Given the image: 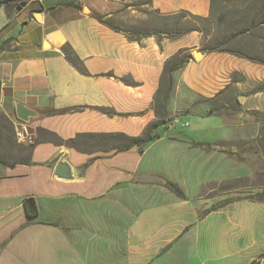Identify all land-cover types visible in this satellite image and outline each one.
<instances>
[{
	"label": "crops",
	"instance_id": "obj_1",
	"mask_svg": "<svg viewBox=\"0 0 264 264\" xmlns=\"http://www.w3.org/2000/svg\"><path fill=\"white\" fill-rule=\"evenodd\" d=\"M131 1L0 4V264H264V246L235 212L254 204L219 194L236 181L217 174L215 160L237 163L224 146L236 141L198 136L205 121L164 133L173 119L144 148L114 147L120 141L111 135L143 137L175 117L158 114L156 96L167 60L191 37L135 40L92 14L112 16L109 4ZM150 2L167 16L207 17L212 6ZM197 61L226 73L242 66L224 53ZM18 104L35 113L26 122L33 145L16 140ZM62 161L72 179L56 177ZM29 198L36 218L26 214Z\"/></svg>",
	"mask_w": 264,
	"mask_h": 264
},
{
	"label": "rangeland",
	"instance_id": "obj_2",
	"mask_svg": "<svg viewBox=\"0 0 264 264\" xmlns=\"http://www.w3.org/2000/svg\"><path fill=\"white\" fill-rule=\"evenodd\" d=\"M211 3L207 17L186 13L167 16L153 10L150 0H132L128 4H109L106 13L112 16L106 14L103 18L135 40L150 36L175 40L188 34L198 37L195 40L190 37L187 47L173 55L181 54L186 63L172 74V89L157 109L162 118L174 115L182 122L177 124L173 120L161 128L164 133L186 134L205 121L210 125L198 136L236 141L235 147L224 146L234 151L230 155H235L233 160L237 163L228 167L224 159L215 160L222 169L217 174L236 181L230 187L224 184L219 194L224 201L231 196L254 204L238 206L235 212L239 224L247 222L246 226L252 227L254 242L260 248L264 246V198L260 196L264 193V0H211ZM195 52L224 53L239 59L242 66L226 73L213 61L198 62ZM170 87L165 79V92ZM181 116L191 119V126ZM177 126L183 129L177 130ZM239 229L242 230L241 226ZM255 251L254 248L252 252ZM263 256L264 253L260 258Z\"/></svg>",
	"mask_w": 264,
	"mask_h": 264
},
{
	"label": "trees",
	"instance_id": "obj_3",
	"mask_svg": "<svg viewBox=\"0 0 264 264\" xmlns=\"http://www.w3.org/2000/svg\"><path fill=\"white\" fill-rule=\"evenodd\" d=\"M20 0H0V4H8V3H13V2H18ZM78 8H81L79 5H75ZM93 16L100 21L101 23L110 26L108 23L104 22V18L103 16L97 15L95 13H92ZM112 27V26H110ZM114 30L116 31H120L119 29L112 27ZM196 29H192L191 31H194ZM160 34H167L165 32H159ZM186 63L185 58L180 55L178 56H173L171 57L165 64L164 66V70H163V75H162V80H161V85L160 88L158 90L157 96H156V108L158 109L159 107H161V105L163 104L164 101L167 100L168 98V93H170V90L172 89V74L178 70H180L181 68H183L184 64ZM165 79H168V82L171 84V87L169 89L168 92H165L163 85H164V81ZM175 119V117L171 116L169 118H165L163 121H160L158 123H154L152 124L150 130L148 131V133L143 136V137H131L128 135H124V134H116V135H111L112 138L118 139L120 141V144L118 146H114L119 150H130L131 148L138 146L140 148H144L149 142L153 141L155 138H157L159 135H156L154 133L155 129L157 127H159L161 124H163L164 122H168ZM171 187H173L175 189V191L179 194V195H183L182 191H180V189L178 187H176L173 184H170ZM262 198H264V193L260 195ZM25 209H26V214L29 218H36L39 215V210H38V206L37 203L35 201V199L33 198H29L25 200ZM251 264H258L257 262H253Z\"/></svg>",
	"mask_w": 264,
	"mask_h": 264
},
{
	"label": "water",
	"instance_id": "obj_4",
	"mask_svg": "<svg viewBox=\"0 0 264 264\" xmlns=\"http://www.w3.org/2000/svg\"><path fill=\"white\" fill-rule=\"evenodd\" d=\"M86 13H89V9H85ZM38 15L41 14V11H37L36 12ZM196 60H200L202 58V53L201 52H195L194 53ZM242 101V97L240 99ZM35 115V113L29 109L28 107L22 105V104H18L17 105V117L19 120L23 121V122H29L31 120V118H33ZM56 177L60 178V179H72V168L70 166V164L66 161H62L59 163L56 172H55Z\"/></svg>",
	"mask_w": 264,
	"mask_h": 264
},
{
	"label": "built area",
	"instance_id": "obj_5",
	"mask_svg": "<svg viewBox=\"0 0 264 264\" xmlns=\"http://www.w3.org/2000/svg\"><path fill=\"white\" fill-rule=\"evenodd\" d=\"M174 120L175 123L177 124L182 122L180 118H176ZM15 125H16L15 136L18 143L24 145H33L35 143V136L31 132L28 124L21 120H17Z\"/></svg>",
	"mask_w": 264,
	"mask_h": 264
}]
</instances>
